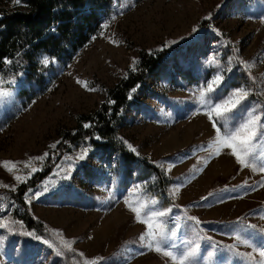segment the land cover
I'll return each mask as SVG.
<instances>
[{"label":"rangeland","instance_id":"1","mask_svg":"<svg viewBox=\"0 0 264 264\" xmlns=\"http://www.w3.org/2000/svg\"><path fill=\"white\" fill-rule=\"evenodd\" d=\"M193 32L194 38L200 39L184 67L203 74L197 81L182 84L166 74L150 76L147 86L136 90L120 126L121 134L138 153L175 178L171 196L183 206L182 210L162 202L158 195L148 194L138 182L119 180L111 161L89 152L85 159L78 160L82 151L76 152L67 157L71 159H63L36 188H29L31 192L27 191L29 196L43 193L28 204L36 218L55 234H62L63 239L55 235L62 252H74L62 247L68 240L75 241L72 248L89 259L103 257L102 264H172L139 241L145 225L137 222L125 199L131 202L129 192L140 185L139 195L144 202L150 205L151 199H156L157 209H172L165 220L170 230L180 225L174 238L177 244L191 240L201 245L200 264H245L223 245L236 242L237 229L242 236L251 234L254 230L246 228L248 224L264 228V188L259 187L264 173L241 170L228 149L218 156L211 154L214 150L207 146L215 130L200 106L199 89L219 72L224 76L217 90L222 95L227 96L239 86L252 91L244 82H230L246 71L240 63L245 61L252 65L250 75L255 77L256 92L264 97V0H117L101 31L72 60L55 62V77L46 92L26 102L17 85L3 88L11 95L0 107V162H26L48 152L49 146L58 141L62 127H75L78 114L99 106L105 99L104 88L120 79L140 48H163ZM213 59L220 67L210 66L208 62ZM181 68L170 61L165 70L172 69L177 76ZM78 80L88 81L89 88L96 90L86 89ZM222 85L229 88L225 90ZM253 104L261 106L250 95L244 107ZM242 115V110L237 111L236 120ZM43 162L32 160L28 168L20 163V171L13 173L0 164V182L16 186L19 183L14 175L27 176L31 167L40 168ZM68 174L70 178L64 179ZM218 178L227 179L224 188L228 192L215 194L209 203L196 202ZM45 185L47 192L43 191ZM234 189L236 192L231 194ZM188 216L198 218L200 224L188 220ZM0 222L8 224V228H0V264H64L44 240L27 234L28 241L15 237L21 225ZM213 241L219 243V251L216 257L206 260L207 253L213 251ZM256 242L264 243V237L257 235ZM239 250L251 251L243 246ZM139 252L144 254H134ZM255 255L259 258L258 253Z\"/></svg>","mask_w":264,"mask_h":264},{"label":"trees","instance_id":"2","mask_svg":"<svg viewBox=\"0 0 264 264\" xmlns=\"http://www.w3.org/2000/svg\"><path fill=\"white\" fill-rule=\"evenodd\" d=\"M116 4L117 0H23V4L18 5L14 0H0V76L5 81H15L0 87L12 88L17 85L26 102L46 92L55 77V62L67 63L72 60L91 37L101 31L104 19L114 12ZM194 35V32L188 34L163 48H140L134 57L137 61L135 70L132 60L120 79L104 88L105 99L98 107L78 114L75 127H62L59 130V143L56 142L55 147L49 149V157L40 167L42 170L32 174L26 183L17 184L15 191L0 190V208L3 209L0 220L21 225L20 232L13 236H21L28 241L26 232H31L62 250L52 228L32 214L25 194L29 188H36L53 173L63 159L82 151L84 147L90 148L91 155L115 164L114 173L119 180L138 182L148 194L158 195L162 202L182 210L183 206L175 203L171 196L170 186L175 178L146 155L133 153L124 143L126 139L120 132V126L127 107L135 100L136 90L147 86L150 76L166 74L177 84L199 79L203 72L194 73L187 65L184 67L189 52L194 51V44L200 39L194 38ZM44 57L50 60L47 66L41 63ZM5 58L12 63H3ZM170 61L182 66L177 76L172 69L165 70ZM241 68L243 70L242 65ZM231 75L232 72L229 77ZM230 82H244L251 86L254 99L259 105H264V97L256 92L257 87L246 71ZM222 87L225 90L229 88ZM85 123L93 126L84 128ZM96 136L101 139H96ZM226 181L222 178L215 180L207 194L196 202L209 203L215 199V194H226ZM234 192L235 189L230 191L231 194ZM62 253L57 257L64 264L75 261L82 264L84 259H89L85 254L80 257L78 250Z\"/></svg>","mask_w":264,"mask_h":264},{"label":"snow or ice","instance_id":"3","mask_svg":"<svg viewBox=\"0 0 264 264\" xmlns=\"http://www.w3.org/2000/svg\"><path fill=\"white\" fill-rule=\"evenodd\" d=\"M18 5L23 4V0H14ZM210 19V17H207ZM115 19V16L112 17ZM107 28V24L104 25ZM197 29H193L195 32ZM50 60L48 57H44L41 61L42 64L47 66ZM5 64H11L12 61L5 58L3 60ZM137 61L133 59V70H135V65ZM210 66L220 67L215 60H210L208 62ZM244 66L245 70L249 73L250 79L255 81V77L250 75L251 64L245 61H240ZM231 71V69H228ZM224 81V76L217 72L211 80L207 81L205 85H202L199 89V103L201 108L205 109L204 114L208 116L209 120L212 121V127L215 130V137L207 146L209 149H213L212 155H220L224 149L230 150V154L235 157L238 165L241 166V170L250 169L253 172L264 173V105L257 106L255 104L250 107H244L245 101L252 95V91L247 86H239L235 89L230 90L227 96L222 95L217 90L220 89L222 82ZM4 83H15L14 80L5 81L2 76H0V85ZM77 83L81 84L83 87L90 91H95V88H89L88 81L78 80ZM135 91V89H133ZM215 94V96H214ZM11 93L0 88V107H3L6 103V97L10 96ZM131 99V95L129 96ZM215 101V102H214ZM109 103H115V101H109ZM243 111V115L239 120H236V112ZM93 125L91 123H85L84 128H90ZM96 139H101V137L96 136ZM59 143V142H57ZM128 145V148L139 155L137 149L124 141ZM49 147L54 148L55 145H50ZM90 148L84 147L82 153L78 155V160H83L87 157ZM49 157V153L45 152L43 155L38 157H32L29 161L19 162V161H3L0 164L9 172L13 173L19 172L20 169L18 165L20 163L24 164L25 168L30 167L31 161L36 160L43 162ZM71 159V158H67ZM71 167V165H70ZM42 168L31 167L27 176H21L19 174L14 175V179L18 183H26L27 180L37 171H41ZM64 179L70 178V174L65 175ZM51 182V181H50ZM247 186V185H245ZM0 187L10 188L11 191L16 190V186H9L0 182ZM259 187L264 188V181H262ZM49 189L45 185L43 188L44 192ZM226 190V189H225ZM255 190V189H253ZM141 191L140 185H135L133 189L129 192V195L133 197L130 202L125 199V204L129 210L134 213L135 218L138 223L145 225V231L140 234L139 241L142 247L147 248L149 251H155L158 254L168 258L172 264H200L201 259V245L199 243L193 244L191 240L181 241L180 244L175 242V237L180 229V225L176 224L174 230L168 228L167 221L165 218H170L172 209L171 208H156L159 201L156 199H151L150 205L143 201L139 192ZM178 191V189H177ZM31 192V189H29ZM43 193H33L32 196L28 197V203L31 202L33 197H38ZM175 194V193H173ZM209 195H212L211 193ZM2 199V198H0ZM205 199H207L205 197ZM223 202V201H221ZM3 209L0 208V211ZM264 219V217H261ZM188 220L194 221L195 224L199 225L200 221L194 216H188ZM241 220L243 218H240ZM246 228L254 230L251 234L247 236H242L240 230H236L235 243L229 245H223V249L232 256L240 259L245 264H264V243H257L256 236L260 235L264 237V228L258 227L256 224H248ZM0 228H8L7 223L0 222ZM10 230V229H9ZM55 231V230H54ZM27 235H33V233H26ZM56 235H61L56 233ZM40 239L39 236L35 237ZM209 241L212 240L211 237H207ZM45 244H48L50 248H54L56 255L60 256L63 253L59 248L50 243L48 240H44ZM75 241L64 240L62 247L68 251H75L72 248V244ZM239 246L246 247L251 251H240ZM211 248L213 251L207 253L206 260H211L217 256L219 251V243L213 241L211 243ZM0 251H2V243H0ZM129 252H133L132 249H128ZM258 253V257L255 255ZM135 255H143V252L134 253ZM80 257H84V253H78ZM104 261L103 257L84 259L82 264H102ZM230 264V261L227 262Z\"/></svg>","mask_w":264,"mask_h":264}]
</instances>
